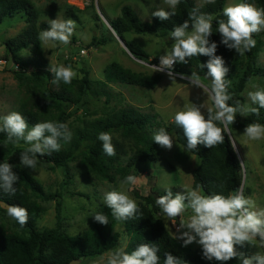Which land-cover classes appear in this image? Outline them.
Segmentation results:
<instances>
[{"label": "trees", "instance_id": "1", "mask_svg": "<svg viewBox=\"0 0 264 264\" xmlns=\"http://www.w3.org/2000/svg\"><path fill=\"white\" fill-rule=\"evenodd\" d=\"M227 0H214V3L199 5L195 0H180L175 9V16L167 21H161L153 17L151 22H143L130 6L122 8L121 15L115 19L111 26L120 38L124 39L127 32L139 34H152L158 37L171 35L174 26L183 24L189 19V12L199 6L200 11L214 15L213 34L210 41L218 44L216 55L222 56L230 71L227 80L231 81L229 92L234 94L229 104L234 106V101L239 100L246 105L244 91L251 76H264V69L257 65L258 52L261 49V40L258 39L256 46L246 52V59L236 56L235 49H228L220 43L221 36L218 33V20H227L223 15ZM258 3L264 8V0H244V3ZM171 11V9H164ZM28 27L17 37L7 41V48L14 56V64L18 65L17 78L22 85L26 86L27 98L23 101L19 113L22 114L29 124L34 126L38 122H58L67 124L68 119L80 109H88L92 98L107 96L112 84H127L154 88L161 81L160 75H149L137 72L125 67L118 62H113L105 69L104 79L92 80L88 72L82 68L84 75L75 77L70 84L60 81V89H54V76L48 71L50 62L44 55L42 41L39 34L49 28V21H39V11L30 0H0V23L7 17L23 13ZM191 30V24L189 26ZM130 52L138 59L156 63L149 54L135 41L126 42ZM32 47L33 56L30 60L23 59L19 52ZM6 57H9L7 52ZM73 57V56H72ZM210 59L208 56H194L187 64L176 63L173 72L191 76L192 72L199 77L209 78L208 69L202 67ZM159 60V59H158ZM211 79V78H209ZM254 107H258L255 105ZM138 108V109H137ZM112 109L105 116L89 121L84 129H78L73 135L71 142L64 143L61 140V150L45 155V162H52L61 167L69 174V164L82 157L85 167L89 171L100 174L101 177L113 181L115 176L110 173V162L114 156H108L103 151L102 142L98 139L101 132H122L124 136L134 139L144 148H139L132 158L129 167L140 161H157L159 151L157 144L150 139L148 134L149 116L140 111L139 107ZM215 112V111H213ZM207 117V112H206ZM250 123L264 125V108L259 110V115L249 114L242 118L238 113L233 124L234 128L242 129ZM217 126L222 125L217 122ZM231 126V125H229ZM231 128V127H230ZM177 140L187 146V139L183 129L171 123ZM224 142L207 148L198 145L191 152L200 158V164L193 170V187L202 189L206 195H229L241 189L243 185V165L233 149V142L228 132L224 133ZM23 141V140H21ZM20 141V142H21ZM16 144L7 141V133L0 132V163L7 161L13 165V171L19 175L17 191L15 195L5 193L0 189L1 203L19 205L28 210L29 220L23 227L14 220V229H10L0 220V264H69L75 259L91 260L100 258L106 253L115 250L121 240V232L128 235L129 242L126 251L131 253L143 243H149L159 249V264H164L165 253L180 257L182 261L193 264H220L217 261H208L202 258V247H183V242L173 236L164 221L156 213L162 209L156 204L158 198L154 193L138 195L145 202L139 204L140 211L134 218L118 220L112 215L111 209L102 204L97 213H103L108 217L109 224L103 225L93 218L90 226L77 235L69 234L61 225V206L57 204L58 225L53 228L41 229L38 226L39 219L44 211L37 198L47 200L50 198L45 192L42 183L32 174L25 170L18 162L6 160L13 152ZM176 194L174 188H169ZM167 189V190H169ZM164 191V195L167 194ZM52 196V195H51ZM162 196V195H161ZM152 204L153 208L149 205ZM119 228V229H120ZM239 251L250 252V246L238 248ZM227 264H240L239 260L233 259Z\"/></svg>", "mask_w": 264, "mask_h": 264}, {"label": "rangeland", "instance_id": "2", "mask_svg": "<svg viewBox=\"0 0 264 264\" xmlns=\"http://www.w3.org/2000/svg\"><path fill=\"white\" fill-rule=\"evenodd\" d=\"M30 1L39 11L40 22L50 21L59 16L61 20L72 19L76 24L74 33L70 37V44L63 45L58 41L42 42L44 55L51 66H71L77 72L76 77L80 78L84 75L81 70L84 68L92 80L104 79L106 67L113 62H118L137 72L161 76V81L154 88L117 83L111 85L108 97L92 98L88 109H80L68 119L67 126L72 133V139L78 129H84L89 121L105 116L112 109L139 107L141 112L149 116L148 134L150 139H153L159 129L164 128L174 141L171 150L161 148L157 144L156 149L159 151L157 161H140L129 167L136 151L139 148H144V145L136 143L134 139L124 136L120 131L113 132L110 134L116 149V155L110 162V173L115 176L113 181L89 171L81 156L69 164V174H66L63 168L55 166L52 162H45L40 157H38L39 164L35 170L21 165L42 183L46 194L50 196L47 200L37 198L44 208L38 222L39 228H53L58 225V202L62 203L60 215L62 227L69 234L77 235L90 226L94 218L93 215L97 213L102 204H105L104 196L109 191H123L139 205L145 202L138 196L139 194L154 193L159 197L164 195V191L169 188H174L176 193L196 190L193 187V170L200 164V158L191 151H187L186 146L177 140L175 131L171 130V123L175 113L186 110V106L206 104L207 107H211L215 111L213 101L204 94L203 89L192 86L183 76H175V81H173L166 70L154 72L151 67H145V64L150 65V63L133 57L123 48L121 41L108 25L121 15L124 6H130L141 21L151 22L153 12L161 8L169 9L164 0ZM195 2L203 5L207 3V0H195ZM238 3H244V0H227L225 7ZM252 4L261 8L256 2ZM25 16H27L25 12L16 14L7 17L0 23V55L6 56L7 41L17 37L28 27ZM253 38L256 41L261 40L262 46L258 52L257 65L264 69V30L259 34H253ZM123 40L125 42L135 41L155 61H158L160 55L166 54V51H171V46L174 43L171 35L158 37L134 32L125 33ZM31 49L32 47L23 49L19 55L25 60H30L33 56ZM82 49L86 50L85 54L80 52ZM235 53L238 58L246 59V52L243 56H240L236 51ZM16 70L18 69L13 65L9 70L0 72V117L11 112H19L23 101L27 98L26 86L22 85L17 78ZM200 78L206 86H211V79ZM254 85L264 89V76H251L246 86L244 96L246 105L250 107L255 106L248 98V92L257 90ZM52 87L60 89L58 83H53ZM202 111L206 114V109H202ZM247 116L241 115L242 118ZM229 130L243 165L244 180L241 190L245 197H251L255 201L258 209L264 208V139L249 140L244 135L245 128L237 129L231 125ZM28 146L24 141L19 142L6 160H14L20 164V153ZM128 175L136 176L138 183L122 185L121 182ZM199 191L202 195H206L202 189ZM1 206L0 220L10 229H14L15 219L7 215L8 205L1 203ZM149 206L153 208L152 204ZM156 215L164 221L171 234L177 238L180 219L177 218L176 224H173L162 210ZM190 215L192 212L189 209L184 213L185 220ZM119 228L117 229L121 232V240L118 247L121 244L127 247L129 237L122 232V227ZM190 246L200 247L196 242ZM249 246V256L255 255L257 252L264 255V246H261L258 237ZM106 254L96 259L81 260L78 264H106ZM186 264L193 263L187 262Z\"/></svg>", "mask_w": 264, "mask_h": 264}, {"label": "clouds", "instance_id": "3", "mask_svg": "<svg viewBox=\"0 0 264 264\" xmlns=\"http://www.w3.org/2000/svg\"><path fill=\"white\" fill-rule=\"evenodd\" d=\"M214 3V0H207ZM171 11L163 8L152 13L153 17L167 21L175 16V9L180 0H164ZM227 20H218V33L221 41L228 49L243 56L251 51L257 41L253 34L264 30V8H258L251 3H238L223 9ZM212 14L202 13L199 6L189 12V19L183 24L174 26L171 38L174 43L171 51L159 56V65H147L154 72L167 70L168 76L175 81L173 74L174 65L178 62L187 64L194 56H208L210 59L202 67L208 69L207 76L211 78V86H206L197 73L191 76L182 75L196 88L203 89L204 94L213 101V108L206 104L186 106V110L178 111L174 115V122L183 129L187 139L186 150L197 149L198 145L207 148L224 142V133L229 131V125L235 122L237 113L247 116L249 113L259 115V110L264 108V89L248 92L251 104L258 107L243 105L239 100L234 101V106L229 104L234 94L229 92L231 81L226 77L230 71L222 56L216 55L218 44L210 41L213 34ZM191 24V30L189 26ZM76 24L72 19H56L49 21V28L39 34V40L47 43L58 41L63 45L71 43ZM118 35V34H117ZM130 51V50H129ZM134 57V56H133ZM136 58V57H135ZM48 71L53 74V83L63 81L70 84L77 76L71 66H49ZM202 109H206L207 117ZM0 132L7 133V141L19 144L23 140L29 145L20 153V165L35 170L39 164L38 157L61 150V140L71 142L72 133L65 123L38 122L29 127L25 117L19 112H11L0 117ZM219 122L222 127L217 126ZM244 135L251 141L264 139V125L250 123L244 130ZM98 139L102 142L103 151L108 156H115L116 149L112 143V136L108 132H101ZM153 141L161 148L171 150L174 144L173 137L164 128L159 129L153 136ZM236 149V145H232ZM13 165L7 161L0 163V189L5 193L15 195L19 175L13 171ZM138 178L128 175L121 184L136 185ZM104 202L118 220L134 218L140 211L137 202L123 191L112 190L105 194ZM156 204L162 209L163 214L173 223L180 219L178 226V239L183 242V247H188L196 242L202 247V258L208 261H217L220 264L236 259L240 264H264V255L256 253L247 255L238 248L253 244L257 237L264 246V208L258 209L251 197H245L241 189L225 196L222 194L202 195L199 189L178 192L173 195L171 189L166 195L159 196ZM191 210L192 215L187 220L184 213ZM7 215L15 219L22 227L28 223V210L19 205H9ZM95 221L107 225L108 217L103 213L93 215ZM126 245L121 244L115 250L106 254V264H159V249L152 244L138 245L131 253L125 250ZM164 264H186L180 257L165 253Z\"/></svg>", "mask_w": 264, "mask_h": 264}, {"label": "water", "instance_id": "4", "mask_svg": "<svg viewBox=\"0 0 264 264\" xmlns=\"http://www.w3.org/2000/svg\"><path fill=\"white\" fill-rule=\"evenodd\" d=\"M108 25H109L110 28L112 29V31H113V33L115 34V36L121 41V43H122V45L124 46V48H125L128 52H130L129 49H128V47H127L126 42H125L122 38H120V37L117 35V33H116L115 30L112 28V26H111L110 23H108ZM8 53H9V57H8V65H7V68L10 69V68L12 67V65L14 64V56L11 54V50H10V49L8 50ZM130 54H131L132 56H134L131 52H130ZM134 57H135V56H134ZM228 134L230 135L231 140H232V142H233V144H234V141H233L232 135H231V133H230V130L228 131ZM236 152H237V150H236ZM80 261H81V259H75V260L71 261L69 264H78Z\"/></svg>", "mask_w": 264, "mask_h": 264}, {"label": "built area", "instance_id": "5", "mask_svg": "<svg viewBox=\"0 0 264 264\" xmlns=\"http://www.w3.org/2000/svg\"><path fill=\"white\" fill-rule=\"evenodd\" d=\"M82 54H85L86 53V50H84V49H82L81 51H80ZM7 65H8V57H6V56H2V55H0V72L1 71H4V70H9L8 68H7ZM17 69H18V65H16V64H13ZM12 65V66H13ZM150 65H159V60H158V62H156V63H153V64H150ZM167 71V70H166ZM173 74L175 75V76H178V77H181L182 75L181 74H179V73H175V72H173ZM176 226V225H175ZM179 226V225H178Z\"/></svg>", "mask_w": 264, "mask_h": 264}, {"label": "crops", "instance_id": "6", "mask_svg": "<svg viewBox=\"0 0 264 264\" xmlns=\"http://www.w3.org/2000/svg\"><path fill=\"white\" fill-rule=\"evenodd\" d=\"M123 46V45H122ZM123 48H124V46H123Z\"/></svg>", "mask_w": 264, "mask_h": 264}]
</instances>
